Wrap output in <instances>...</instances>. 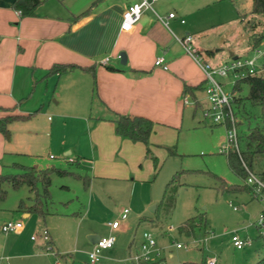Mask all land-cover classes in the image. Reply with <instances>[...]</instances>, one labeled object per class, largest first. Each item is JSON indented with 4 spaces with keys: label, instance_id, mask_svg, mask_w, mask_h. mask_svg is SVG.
I'll return each instance as SVG.
<instances>
[{
    "label": "rangeland",
    "instance_id": "374dc122",
    "mask_svg": "<svg viewBox=\"0 0 264 264\" xmlns=\"http://www.w3.org/2000/svg\"><path fill=\"white\" fill-rule=\"evenodd\" d=\"M176 2L183 4V18L194 28L193 46L215 51L216 56L209 57L212 64L256 55L253 42L255 36L264 34V16L251 14L252 0H170L169 4ZM237 8L246 14L244 24L238 19ZM258 48L264 51V39ZM258 61L264 63V55ZM219 80L227 92L233 91L236 78L232 74ZM53 88L49 84L47 89L46 81L38 76L31 79L21 103L26 117L12 121L7 134L0 131L10 149L1 161L0 173H16L15 164L56 166L87 177L90 185L85 186L73 175L53 174L48 212L43 217L38 213L26 216L18 209L21 200L31 205L36 197L26 184L18 188L7 184V197L0 205V247L6 244L10 248L17 242L21 250L15 251L19 256L12 257L7 256L10 251H0V264H134L131 257L141 250L145 232L156 239L149 264L205 263L210 258H215L216 264H257L264 256V241L256 226L262 205L248 189L224 190L217 178L232 185L245 182L230 168L227 153L220 151L229 143L228 127L233 122H214L204 90L199 96L201 106L195 107L191 100L179 124L155 128V140L150 139L149 144L152 154L148 155L143 143L130 142L122 147L120 139L113 147L111 136H106L103 128L96 129V103L93 111H81L82 107L73 108L65 102L64 92L57 103ZM246 94L245 88L236 95ZM232 109L243 151L249 126L260 121L261 108L246 100L240 109L232 103ZM65 149L85 158H80V165L70 163L64 159ZM154 157L158 159L157 169ZM263 163L257 158L254 171L259 172ZM179 172L181 185L171 194L172 202L159 205L167 183ZM149 196L152 204L143 200ZM156 202L159 204L153 212L151 206ZM127 207L128 216L121 219ZM142 215L155 220L139 224ZM192 217L196 219L193 232L181 233L179 227ZM4 219H20L25 227L21 233H4ZM116 219L121 227L110 229L108 222ZM43 229L53 235L54 249L42 238ZM89 229L116 237L114 247L103 250L97 263L89 259ZM233 235L252 242L237 248ZM177 243L183 247L177 248Z\"/></svg>",
    "mask_w": 264,
    "mask_h": 264
},
{
    "label": "crops",
    "instance_id": "0c3cea01",
    "mask_svg": "<svg viewBox=\"0 0 264 264\" xmlns=\"http://www.w3.org/2000/svg\"><path fill=\"white\" fill-rule=\"evenodd\" d=\"M139 1L45 0L34 15L22 16L14 7L15 0H0V117L8 113H24L22 99L27 96L31 79L37 76L46 81L47 89L49 84L54 87L53 97L57 103L61 102V93L64 92L65 102L73 108L82 107L81 111L85 108L93 111L97 104L96 129L103 128L106 136H111L113 147L120 139L122 147H127L130 142L142 143L133 142L116 132L113 121L116 113L148 117L155 123V132L157 127L179 124L191 100L195 101V107L201 106L199 96L204 91L195 87L205 82V74L179 40L187 34H195L193 26L183 18L186 9L178 2L171 5L170 0H155L152 8L144 9L130 30H123L124 11ZM94 2L97 3L93 5ZM92 5L89 13L77 17ZM171 12L176 17L167 19V24L157 16L167 17ZM196 48L203 53L210 50ZM121 52L126 53V63L121 61ZM161 56L168 65L167 69L155 64ZM213 56H216L215 51L205 58L210 62L209 57ZM107 57L108 61L104 62ZM56 63L93 67L95 76L83 68L50 73L49 69ZM186 85L194 88L185 92ZM186 96L189 103H185ZM153 133L152 141L155 140ZM9 151L0 132V170L1 161ZM76 156L72 155V150L65 149L66 161L71 162L70 157L74 160L85 158L79 153ZM105 162L113 164L111 160ZM143 200L147 204L153 202L150 196ZM156 204L158 206L159 202ZM29 215L26 212V216ZM142 218L145 221L153 219L142 215L139 224L144 222ZM110 222V229L121 227L120 224L119 228H112ZM86 234L88 237L99 235L91 229ZM50 236L52 244L54 238L52 234ZM89 241L93 248L97 240ZM132 244L133 241L130 247ZM6 250L10 251L8 257L19 256L15 251L21 250V246L17 242L11 243L10 248L2 244L1 253L5 254Z\"/></svg>",
    "mask_w": 264,
    "mask_h": 264
},
{
    "label": "trees",
    "instance_id": "16d2710c",
    "mask_svg": "<svg viewBox=\"0 0 264 264\" xmlns=\"http://www.w3.org/2000/svg\"><path fill=\"white\" fill-rule=\"evenodd\" d=\"M45 0H15L14 7L21 11L22 16H31L35 14L36 8ZM97 3L94 2L93 5ZM90 6L87 10L81 13L78 18L89 13L91 8ZM251 14H261L264 16V0H252V9ZM246 14L244 12L239 11L240 21L244 24ZM246 23V28H247ZM264 39V34L260 36H255L253 47H258L261 41ZM202 53L203 52H200ZM205 55L214 54L213 50H206L204 52ZM83 68L91 71L95 76V69L93 67H82L75 63H56L50 69V73H65L67 71ZM204 84H199L196 86V89H203ZM96 87V81H95ZM194 87L186 85L185 92L192 90ZM247 89V94L244 97H239L236 94L242 92L244 89ZM249 101L253 105H257L261 108L260 113V121L254 126L251 127L249 121L250 132L246 135L245 138V149L242 151H237L236 149H230L227 153V161L230 168L243 179L246 178L247 171L244 167L243 161L253 169V163L257 158H262L264 161V73L251 75L248 74L236 80L234 83L233 91H232V103H235L237 107H240L245 103V101ZM1 109V108H0ZM10 111L11 109H5V111ZM26 116L22 114H12L8 113L5 116L0 117V131L4 134L9 132V124L14 120H19L25 118ZM116 125V132L126 137L133 142H142L147 146V154L151 155L152 151L149 146L150 139L152 133L154 132V121H152L148 117L140 116V115H130V114H121L116 113V117L113 119ZM237 125V124H236ZM229 126V124H228ZM229 128V127H228ZM155 167L158 162L157 157H154ZM76 165H80V158L74 160ZM15 168H17L16 173H0V205L7 197V189L6 185L11 184L14 188H18L24 184H26L31 193H35L36 197L33 199L31 205H27L24 200H21L18 209L27 213H38L43 217L48 212L47 205L50 199V186L52 183V175H73L83 180L85 186L90 185V180L87 177H83L80 174H76L75 172L59 168L56 166H51L47 168H39L38 166H28L23 164H15ZM254 170V169H253ZM264 176V163L262 169L259 171ZM181 176L182 172L176 173L173 178L167 183L162 200L159 205L164 202L170 204L172 202L173 192L176 190L177 186L181 185ZM220 180L221 188L227 191H239L248 189L251 192V188L244 182L242 185H232L229 184L224 178L217 176ZM41 185V190L39 186ZM145 218H142L141 221H145ZM155 220L154 218L151 221ZM196 225L195 218L187 219L180 227L179 231L181 233L191 234ZM261 236V235H260ZM262 237V236H261ZM263 241H264V237ZM184 264H207L206 262H185ZM257 264H264V256L261 257Z\"/></svg>",
    "mask_w": 264,
    "mask_h": 264
},
{
    "label": "built area",
    "instance_id": "2783aa9c",
    "mask_svg": "<svg viewBox=\"0 0 264 264\" xmlns=\"http://www.w3.org/2000/svg\"><path fill=\"white\" fill-rule=\"evenodd\" d=\"M155 0H140L137 3L130 5L127 10L123 13L122 29L130 30L135 23L141 18L144 9L152 8V3ZM21 14V11H18ZM158 18L164 23H168L167 19L176 17L174 12H171L167 17H163L157 14ZM182 22H185L183 19ZM181 44L183 45L186 52L191 55L194 60L200 65L205 74V84L204 91L211 103V110L213 120L215 123H221L224 120H231L232 126L229 127V143L224 145L220 151L228 152L230 149H236L240 151L238 131L236 125V117L232 109V92H227L224 88V83L219 80V78H226L232 74L236 80L246 76L248 74L255 75L264 73V63L259 62V57L264 55V51L259 48H255L256 55L247 57H234L230 60L224 62L220 65H214L208 60H206L205 55L199 53V51L193 46L194 37L192 34H187L183 38H179ZM108 57L104 62L108 61ZM156 65L163 66L165 69L168 65L164 62V58L158 57L155 61ZM190 99L188 96L185 97V103H189ZM53 157V155H52ZM69 161L73 162L74 158H69ZM244 167L247 171L245 183L251 188V193L255 199H257L262 205V209L259 212L258 219L256 221V226L259 235L264 237V176L260 172H256L251 169L244 161ZM236 209V207H235ZM129 213V208H124L121 213V219H126ZM121 221L116 219L110 222L112 228H119ZM24 228V223L21 220H7L2 226L1 230L4 233L19 232ZM42 238L50 243L51 236L47 229H43L41 232ZM38 236H32V239H37ZM232 241L235 247L242 248L246 244H250L252 241L247 238H241L238 235L232 236ZM116 242V237L114 235L110 236H100V238L95 242L92 250L89 252V259L93 263L100 261L102 257V252L105 249L112 248ZM156 245V239L152 233L145 232L143 234V242L140 246L141 250L136 252L131 259L134 264H149L152 261L153 248ZM53 248L52 245H49ZM177 248H182L183 244L177 243ZM207 264H216L215 258H210L207 260Z\"/></svg>",
    "mask_w": 264,
    "mask_h": 264
},
{
    "label": "water",
    "instance_id": "95a60500",
    "mask_svg": "<svg viewBox=\"0 0 264 264\" xmlns=\"http://www.w3.org/2000/svg\"><path fill=\"white\" fill-rule=\"evenodd\" d=\"M120 57H121V61H122V63H126V60H127L126 53H125V52H121V53H120ZM156 206H157L156 203H154V204L151 206V210H152L153 212H155V210H156ZM99 238H100L99 235H92V236L89 237V239L92 240L93 242H94L95 240H98Z\"/></svg>",
    "mask_w": 264,
    "mask_h": 264
}]
</instances>
